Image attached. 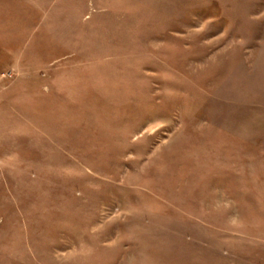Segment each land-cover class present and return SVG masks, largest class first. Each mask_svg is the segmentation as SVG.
Returning a JSON list of instances; mask_svg holds the SVG:
<instances>
[{
  "label": "rangeland",
  "instance_id": "374dc122",
  "mask_svg": "<svg viewBox=\"0 0 264 264\" xmlns=\"http://www.w3.org/2000/svg\"><path fill=\"white\" fill-rule=\"evenodd\" d=\"M0 264H264V0H0Z\"/></svg>",
  "mask_w": 264,
  "mask_h": 264
}]
</instances>
